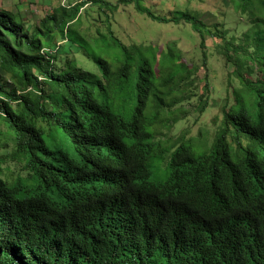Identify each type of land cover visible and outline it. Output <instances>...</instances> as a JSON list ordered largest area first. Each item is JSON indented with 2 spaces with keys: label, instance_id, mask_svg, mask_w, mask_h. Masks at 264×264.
<instances>
[{
  "label": "trees",
  "instance_id": "16d2710c",
  "mask_svg": "<svg viewBox=\"0 0 264 264\" xmlns=\"http://www.w3.org/2000/svg\"><path fill=\"white\" fill-rule=\"evenodd\" d=\"M231 2L247 20L241 38L189 12L172 18L202 45L220 39L238 83L209 149L181 143L161 182L150 179L153 128L194 72L179 53L112 32L88 39L82 3L35 26L0 9V126L15 146L5 157L27 171L13 180L0 165V264H264V0Z\"/></svg>",
  "mask_w": 264,
  "mask_h": 264
},
{
  "label": "rangeland",
  "instance_id": "374dc122",
  "mask_svg": "<svg viewBox=\"0 0 264 264\" xmlns=\"http://www.w3.org/2000/svg\"><path fill=\"white\" fill-rule=\"evenodd\" d=\"M104 1L117 5L118 9H101L98 4L92 3L93 0H0V9H11L26 23L35 26L42 16L61 4L82 3L79 29L88 39L112 32L127 46L152 45L159 51L175 50L179 53L194 70L190 75L192 80L187 87L181 85V90L174 93L179 102L166 107L162 118L155 123L151 141L156 142V149L148 162L150 179L154 182L166 181L172 171L173 153L181 143L192 141L197 151L209 149L212 145L222 126V107L226 100L228 108L234 102L232 89L238 83L233 74L234 66L219 51L221 40L207 35L202 45L200 35L189 22L184 18L172 19L175 12L195 14L209 29L235 34L238 38L246 30L247 20L231 0H142L143 6L157 16L170 18L169 22L153 20L140 13L133 3L124 0ZM75 56L84 66L95 69V64L86 54ZM237 65L241 66L240 63ZM253 69V74L245 70L247 76L255 78L259 75ZM0 130L3 175L13 180L18 175H26L27 171L21 163L11 156L5 157L14 150V139L5 124L0 126Z\"/></svg>",
  "mask_w": 264,
  "mask_h": 264
},
{
  "label": "crops",
  "instance_id": "0c3cea01",
  "mask_svg": "<svg viewBox=\"0 0 264 264\" xmlns=\"http://www.w3.org/2000/svg\"><path fill=\"white\" fill-rule=\"evenodd\" d=\"M2 9H5V8H2ZM6 10H8V11H12L11 9H6ZM14 12V11H13ZM15 13V12H14ZM17 13V12H16ZM18 14V13H17Z\"/></svg>",
  "mask_w": 264,
  "mask_h": 264
}]
</instances>
